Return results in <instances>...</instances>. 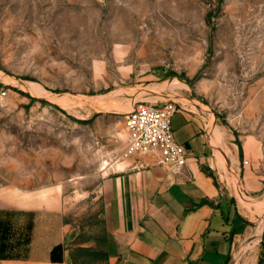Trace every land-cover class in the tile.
Wrapping results in <instances>:
<instances>
[{
	"label": "rangeland",
	"instance_id": "obj_1",
	"mask_svg": "<svg viewBox=\"0 0 264 264\" xmlns=\"http://www.w3.org/2000/svg\"><path fill=\"white\" fill-rule=\"evenodd\" d=\"M0 89V204L58 217L51 262L60 245L56 262L110 264L104 180L136 101L198 102L244 145L247 200H264V0H0ZM4 211L0 258H25L38 213L11 211L8 231ZM245 213L231 260L264 264V212Z\"/></svg>",
	"mask_w": 264,
	"mask_h": 264
},
{
	"label": "crops",
	"instance_id": "obj_2",
	"mask_svg": "<svg viewBox=\"0 0 264 264\" xmlns=\"http://www.w3.org/2000/svg\"><path fill=\"white\" fill-rule=\"evenodd\" d=\"M168 95L173 96L172 91ZM195 103L198 111L183 106L171 120L174 137L186 151L178 171L155 165L148 155H135L118 159L105 177V252L110 264L231 262L235 243L252 221L245 213L251 210L238 200L243 196L248 201L252 188L244 186L241 174L250 164L244 145L234 143L217 123L211 129L199 113L204 109ZM0 210L8 212L2 220L8 231L11 211L38 213L27 256L2 257L0 264H66L65 252L62 262L50 261V250L63 242L65 231L58 217L44 214L52 212L48 207L6 200ZM6 239L0 254L10 255V237Z\"/></svg>",
	"mask_w": 264,
	"mask_h": 264
},
{
	"label": "built area",
	"instance_id": "obj_3",
	"mask_svg": "<svg viewBox=\"0 0 264 264\" xmlns=\"http://www.w3.org/2000/svg\"><path fill=\"white\" fill-rule=\"evenodd\" d=\"M6 92L0 89V98ZM177 100L169 98L164 103L136 101L127 112L123 159L135 155H148L157 166L178 171L185 163L186 151L174 137L171 120L182 108Z\"/></svg>",
	"mask_w": 264,
	"mask_h": 264
},
{
	"label": "bare ground",
	"instance_id": "obj_4",
	"mask_svg": "<svg viewBox=\"0 0 264 264\" xmlns=\"http://www.w3.org/2000/svg\"><path fill=\"white\" fill-rule=\"evenodd\" d=\"M175 80V79H174ZM164 84V83H163ZM166 84V83H165ZM28 85V84H27ZM178 85V84H177ZM31 86V85H30ZM33 86V85H32ZM31 86V88H32ZM163 85H161L162 87ZM34 87V86H33ZM34 90V89H33ZM54 102H61L63 100V97H60V96H57V97H54ZM66 100V99H65ZM64 100V101H65ZM62 101V102H64ZM98 101H102V100H98ZM61 102V103H62ZM94 102V101H93ZM103 102V101H102ZM66 103V101L64 102ZM99 103V102H98ZM101 105H104V104H101ZM104 107V106H103ZM192 110V109H191ZM217 132L215 131V134ZM227 155V154H226ZM240 203H241V206L248 209V210H251V207L255 208L257 211L259 212H264V200H262L261 203L259 202H255V201H245L244 199H242L240 197ZM259 219V218H258ZM259 223V222H258ZM262 230H264V222H261L259 223V226H257V228L255 229V233H253L256 237H258L261 233H262ZM257 241V240H256ZM249 245V244H248Z\"/></svg>",
	"mask_w": 264,
	"mask_h": 264
},
{
	"label": "trees",
	"instance_id": "obj_5",
	"mask_svg": "<svg viewBox=\"0 0 264 264\" xmlns=\"http://www.w3.org/2000/svg\"><path fill=\"white\" fill-rule=\"evenodd\" d=\"M240 155H241V148H240ZM61 248V246L59 245V246H57L54 250H53V252H52V261H54V262H56V261H60V258H56L55 256H54V254H55V250H57V249H60ZM103 255H104V257H107V253L106 252H104L103 253ZM260 263V261L258 262V264Z\"/></svg>",
	"mask_w": 264,
	"mask_h": 264
},
{
	"label": "water",
	"instance_id": "obj_6",
	"mask_svg": "<svg viewBox=\"0 0 264 264\" xmlns=\"http://www.w3.org/2000/svg\"><path fill=\"white\" fill-rule=\"evenodd\" d=\"M229 264H234V261H233V260H231V262H230Z\"/></svg>",
	"mask_w": 264,
	"mask_h": 264
}]
</instances>
